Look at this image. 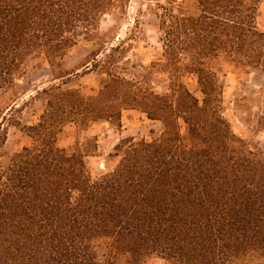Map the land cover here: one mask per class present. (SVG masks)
<instances>
[{"label": "trees", "instance_id": "obj_1", "mask_svg": "<svg viewBox=\"0 0 264 264\" xmlns=\"http://www.w3.org/2000/svg\"><path fill=\"white\" fill-rule=\"evenodd\" d=\"M196 1V14L160 5L162 57L131 66L130 77L116 64L119 48L103 61L92 50L90 69L105 67L107 78L86 95L69 85L65 59L99 39L114 0H0V94L18 97L38 59L59 81L37 94L47 103L35 124L22 126L20 109L7 106L8 125L31 143L9 152L0 131V264H264V148L252 150L234 131L211 68L225 55L264 71L259 0ZM156 73L168 76V92L151 82ZM260 105L255 130L264 132ZM126 112L160 123V133L121 137L97 177L84 151L59 145L68 124L122 130ZM85 147L96 150L97 138Z\"/></svg>", "mask_w": 264, "mask_h": 264}, {"label": "rangeland", "instance_id": "obj_2", "mask_svg": "<svg viewBox=\"0 0 264 264\" xmlns=\"http://www.w3.org/2000/svg\"><path fill=\"white\" fill-rule=\"evenodd\" d=\"M160 5L182 8L185 13H198L196 0H114V7L101 20L99 45L97 42L81 41L67 55L65 62L74 71L69 85L80 88L86 95H97L102 80L107 78L105 67H92L91 52L99 49L98 60H105V55L112 48H119L114 58L123 75H132L131 66H147L162 57L163 44L159 28ZM259 27L264 30V0H259ZM102 64V62L100 63ZM130 68V70L121 68ZM45 59L31 62L27 75L20 80L22 93L13 97L12 92L0 94V131L6 127L8 132L5 149L15 152L31 143L27 134L14 125H8L5 117L8 104L16 105L20 110L15 112V120H20L22 126L35 124L46 107L45 96L38 95L43 88L56 84ZM211 68L216 72L224 88L225 109L234 131L245 138L252 150L264 148V132L256 131L257 113L264 100V71H253L235 64L228 56H221L211 62ZM141 70V69H140ZM157 86V91L168 92L169 79L166 74L156 73L151 78ZM185 82L197 96L202 97L195 78L186 77ZM13 98V102L10 100ZM15 100V101H14ZM123 128L109 122H95L88 129H82L75 124H68L59 137V145L65 148L78 147L84 151L85 160L93 177L105 172L104 156L123 136L144 135L158 136L160 123L148 120L138 112H126L123 118ZM7 128L9 130H7ZM151 130H155L152 135ZM97 138L98 148L87 151L86 143ZM90 147V146H89ZM88 147V148H89ZM95 149V148H94ZM89 150V149H88ZM91 150V149H90ZM148 264H166L159 258L151 259Z\"/></svg>", "mask_w": 264, "mask_h": 264}]
</instances>
